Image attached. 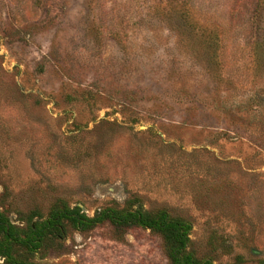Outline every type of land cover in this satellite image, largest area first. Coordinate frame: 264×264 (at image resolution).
Here are the masks:
<instances>
[{"label":"rangeland","instance_id":"374dc122","mask_svg":"<svg viewBox=\"0 0 264 264\" xmlns=\"http://www.w3.org/2000/svg\"><path fill=\"white\" fill-rule=\"evenodd\" d=\"M0 264H264V0H0ZM28 245V246H27ZM30 249L31 251H28Z\"/></svg>","mask_w":264,"mask_h":264},{"label":"trees","instance_id":"16d2710c","mask_svg":"<svg viewBox=\"0 0 264 264\" xmlns=\"http://www.w3.org/2000/svg\"><path fill=\"white\" fill-rule=\"evenodd\" d=\"M78 207L71 210L63 209L54 212L50 218L44 222L35 223L31 230V235L26 242H19L17 235L13 232L11 224L4 219L0 214V235L5 240L7 246L4 248L3 253L8 256L9 249L13 244H31L33 247L42 241L46 233L53 235H61L63 218L69 219L77 228L85 229L91 226L92 223L98 221L97 218L87 220L85 215L80 212ZM110 223L118 230L125 231L129 228L140 226L151 229L158 233L161 237L166 253L171 261L175 264H212L210 262H198L193 260L186 254L185 248L188 241L186 229L182 223L176 220H170L165 214L150 215L143 210H136L119 215L113 212L105 214ZM28 246V245H27ZM28 251H31L28 249Z\"/></svg>","mask_w":264,"mask_h":264}]
</instances>
